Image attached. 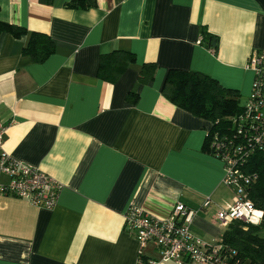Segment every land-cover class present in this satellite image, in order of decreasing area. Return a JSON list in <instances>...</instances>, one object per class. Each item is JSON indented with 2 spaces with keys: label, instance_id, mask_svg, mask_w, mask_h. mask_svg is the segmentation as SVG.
<instances>
[{
  "label": "crops",
  "instance_id": "crops-1",
  "mask_svg": "<svg viewBox=\"0 0 264 264\" xmlns=\"http://www.w3.org/2000/svg\"><path fill=\"white\" fill-rule=\"evenodd\" d=\"M69 1L0 0L1 22L55 46L37 64L21 54L27 36L0 35L2 149L63 186L52 210L0 195V264H137L139 245L124 229L130 207L165 220L181 204L194 213L193 236L218 244L227 228L216 215L234 194L222 184V163L203 150L210 123L161 89L179 70L248 97L245 65L264 49V0H96L86 11L65 9ZM114 51L135 61L107 83L96 76L99 58ZM145 64L155 74L141 84ZM143 257L160 254L149 244Z\"/></svg>",
  "mask_w": 264,
  "mask_h": 264
},
{
  "label": "built area",
  "instance_id": "built-area-1",
  "mask_svg": "<svg viewBox=\"0 0 264 264\" xmlns=\"http://www.w3.org/2000/svg\"><path fill=\"white\" fill-rule=\"evenodd\" d=\"M245 69L253 74L250 94L241 114L233 120L231 136L218 135L210 140L209 148L224 169L222 184L233 190L232 203L221 209L216 221L228 227L234 222L259 225L264 213L256 209L250 190L258 175L248 170L249 161L264 151V49L254 51ZM6 127L0 121V195L25 201L45 210L55 208L62 184L37 168L18 162L2 149ZM209 201L203 203L207 208ZM194 213L176 204L165 220H158L143 210L130 207L124 216V229L139 245L137 264H230L224 247L207 245L195 238L190 230ZM151 244L160 254L159 261H144L143 250Z\"/></svg>",
  "mask_w": 264,
  "mask_h": 264
},
{
  "label": "trees",
  "instance_id": "trees-1",
  "mask_svg": "<svg viewBox=\"0 0 264 264\" xmlns=\"http://www.w3.org/2000/svg\"><path fill=\"white\" fill-rule=\"evenodd\" d=\"M40 4L51 6L54 0H38ZM97 6L96 0H71L64 4L65 9L90 10ZM9 34L15 39L27 36L22 56L29 57L33 63L41 64L54 53V42L41 33H28L26 29L0 21V35ZM203 42L211 49L213 38L202 33ZM213 49V48H212ZM135 57L130 52L114 51L99 58L96 76L107 83L116 82ZM155 65L145 64L138 75L141 84L154 78ZM162 96L174 107L210 123L205 136L203 150L211 157L209 144L214 134L231 136L234 132L233 120L242 112L234 90L223 88L216 80L194 72L170 70L164 80ZM126 100L135 104L138 96L127 95ZM216 159V158H215ZM248 170L258 175V181L250 190L254 207L264 213V151L255 154L249 161ZM218 242L224 247L230 264H264V216L259 225H245L234 222L226 227Z\"/></svg>",
  "mask_w": 264,
  "mask_h": 264
},
{
  "label": "rangeland",
  "instance_id": "rangeland-1",
  "mask_svg": "<svg viewBox=\"0 0 264 264\" xmlns=\"http://www.w3.org/2000/svg\"><path fill=\"white\" fill-rule=\"evenodd\" d=\"M248 97L245 96H238V102L240 104V106H244V104L246 103Z\"/></svg>",
  "mask_w": 264,
  "mask_h": 264
},
{
  "label": "water",
  "instance_id": "water-1",
  "mask_svg": "<svg viewBox=\"0 0 264 264\" xmlns=\"http://www.w3.org/2000/svg\"><path fill=\"white\" fill-rule=\"evenodd\" d=\"M212 45L215 46V42L214 41L212 42Z\"/></svg>",
  "mask_w": 264,
  "mask_h": 264
}]
</instances>
